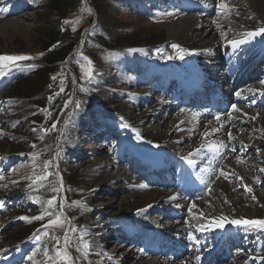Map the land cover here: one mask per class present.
<instances>
[{"label": "rangeland", "instance_id": "1", "mask_svg": "<svg viewBox=\"0 0 264 264\" xmlns=\"http://www.w3.org/2000/svg\"><path fill=\"white\" fill-rule=\"evenodd\" d=\"M219 2L64 0L67 10L60 14L46 8L47 0H0V55L34 57L0 76V264H45L44 251L54 255L53 237L63 248L66 229L73 264H138L165 257L184 262L221 251L216 248L222 235L199 230L200 222L220 215L228 218L226 225L241 218L264 220V34L245 39L247 32L264 26V0H224L228 8L222 11ZM189 16L198 25L183 39L172 38L174 25ZM52 30L66 32L60 44L68 49L36 90L41 72H48L46 52L60 46L47 41ZM126 38L130 44L121 43ZM183 40L214 41L216 50L201 73L181 76L176 71L198 54ZM229 40L245 42L233 47ZM83 57L91 61V79ZM216 72L227 74L225 86L218 85L231 99L225 114L230 127L214 150V160L193 157L202 163L192 167L184 148L193 141L184 137L179 143L166 136L180 113H197L207 124L216 119L207 106L199 104L200 111L184 106L181 93L202 84L201 97L204 86H214L206 82ZM41 96L47 99L44 106ZM147 149L159 156L145 154ZM45 162L50 175L33 183L35 175H43ZM180 174L189 182L184 187L202 193L182 196L176 188ZM147 189L178 192L186 211L194 204L203 214L190 222L166 208L138 212ZM53 196L57 199L49 205ZM45 210L53 216L21 219ZM55 214L65 223L42 227ZM226 233L230 248L215 264H264V228L236 224ZM81 235L89 242L86 252ZM153 240L159 243L147 250ZM175 241H188L184 256L172 255Z\"/></svg>", "mask_w": 264, "mask_h": 264}, {"label": "bare ground", "instance_id": "2", "mask_svg": "<svg viewBox=\"0 0 264 264\" xmlns=\"http://www.w3.org/2000/svg\"><path fill=\"white\" fill-rule=\"evenodd\" d=\"M197 25H198L197 18H195L194 16H189L186 19L179 20L174 25L173 31L171 30L172 34H173L172 38L173 37H177L179 39H183L184 36L186 34H188L189 32H191V30L193 28H195V26H197ZM174 32H175V34H174ZM183 42L185 43V45H188V46L190 45V47H193V49L196 50L198 52V54L197 55L195 54L193 57L189 58L188 61H185V63L182 66L180 65L179 68L176 69V71L177 72L179 71V74H181V76H186L188 74H191L193 70H197L199 73H201L203 67H206V66L209 65L210 58L208 56L210 55V53H214L212 51L216 50L215 47H214L215 43L213 44L214 41L213 42L212 41L203 42V44H201L200 42H191V43H189V41H185V40H183ZM192 53L193 52H191V54ZM179 61H180V59H179ZM217 64H215V66H217ZM211 72H209V73H211ZM224 74L221 73V72L214 73V75L212 77L213 80L210 81L211 79L210 80L208 79V82H206L207 83L206 85L207 86H212V85L216 84L217 85L216 86V89H217L216 91H220L221 92L223 90H226L224 87H221V89H220V86L218 85L219 82H222L223 86H225V81L224 80H225L227 74L226 75H224ZM202 77H203V75H202ZM201 89H203L202 88V84L200 86H194L193 90L190 91V92H187L183 99L188 101L193 96V99L195 100V97L200 96V93H201L200 90ZM228 94H230V93H228ZM198 105H199V103H194V105H192L193 107H196V111H200L199 108L197 107ZM211 111H212V113L215 116H217V114L220 115V120L219 121H217L215 119L213 122H210V123L207 124L205 121H203V118H202L203 116L199 117V116L195 115L197 113H195V114L192 113V115L190 114V112H188V113L187 112L180 113L179 115H177L175 117L173 130H170L172 132H170L166 136L167 138H169V137L173 138V140H176L179 143L182 141V139L184 137H188V139H191L193 141L192 144L189 147H185L184 148L185 149V153H186L185 156L187 157V159H185V160L187 162H189V164H191L192 167H195L196 165H199V163L205 162L206 159H209L211 162L214 160V159H212L213 154L215 153L214 150L218 149L217 147L219 146V143L222 141L223 132L230 127V123L228 122L229 120H227L228 118L225 115H222L220 113L215 114V112L213 110H211ZM242 116H243V114H242ZM212 128H217V129H219V131L211 133V135H209L208 137H204L203 133L205 131L211 132ZM175 130H178V133H176ZM187 130H188V132H187ZM173 132H174V134H173ZM201 144H212L213 146L212 147H201ZM197 149H199V151H196ZM157 150H159V149H157ZM149 151L150 150L147 149L145 154L146 153L148 154ZM181 151H183V150H181ZM150 152H151L152 155H155L154 157H158L159 156L158 152H153V151H150ZM159 152H160V150H159ZM193 157H200L201 160L204 159V161L200 162L201 160L200 161L197 160L199 158L195 159ZM223 158L224 157H222V159ZM155 160H157V159H155ZM157 163H159V161ZM200 165H202V164H200ZM204 166H206V165H204ZM197 168H198V166H197ZM207 175L204 178H208ZM187 181L188 180L184 176H182L181 180L179 182V185H181L182 187H184V185H189V182H187ZM139 185H142V184H138L137 187H139ZM147 190H149V189H147ZM142 196H143V199H142L141 203L139 204V209L143 208L145 210L146 208L152 207V208H158V209L161 210V208L162 209L166 208L169 212H171L173 214H180V215H182V217H184V216L187 217V218L189 217L190 220H191V218H196V217L201 216L203 214L202 207H199V205H195V207L191 206V208L189 209V212L186 211L185 207H186L187 204H186L185 200H183V201L181 200V199H184V198H182V196L180 194H178V192H173V191L166 192V190H165V192L160 191V190H149V191L145 192L144 194L142 192ZM169 197H174V199H169ZM149 205H150V207H149ZM220 217H224L225 218L224 226L222 228H208V227H205L204 230H208V231L213 232L214 234H217V235L221 234L222 235V240H228V235L229 234L226 233V230H228L229 228H232L236 224L230 223L231 221H229V223L226 225L225 223L228 220V218L226 216H221L220 215L218 218H215V219H219ZM195 221H197V219ZM211 221L212 220L206 221V222H200V225L201 224L207 225ZM190 222H192V220ZM194 223H196V222H194ZM197 224H198V221H197ZM223 228H226V229L224 230ZM216 247H218V246H216ZM219 250H221V249H219ZM134 251H135L134 252V254H135L136 250H134ZM153 251H154V249H153ZM217 251H218V249H217ZM211 252L213 253L214 251H209L207 253H211ZM130 253H132V251ZM211 255H214V254H211ZM165 258L145 260L144 263H143V260H139L138 264H200V261H201L200 258L196 259V260L195 259L192 260V258L191 259L187 258L184 262H182V261L178 262V261L173 260L172 258L171 259L170 258L169 259H165ZM202 258H203V256H202ZM134 264H137V261H135Z\"/></svg>", "mask_w": 264, "mask_h": 264}, {"label": "snow or ice", "instance_id": "3", "mask_svg": "<svg viewBox=\"0 0 264 264\" xmlns=\"http://www.w3.org/2000/svg\"><path fill=\"white\" fill-rule=\"evenodd\" d=\"M218 11H222L228 8V5L224 2V0H220V2L217 5ZM86 11H91L90 9H86ZM78 22V21H77ZM65 23H68V21H65ZM261 34H264V26L257 28L254 31H249L246 33L245 39L254 37V36H259ZM245 40H229L227 41L228 44H231L233 47H236L242 43H244ZM173 48H179L178 45H172ZM129 51L135 52V51H142V49H129ZM185 50H181V52H183ZM41 55H43L41 53ZM181 59H183V55H181L180 57ZM30 59H34V57H30V56H25V55H0V76H3L5 74V72L9 69H11L12 67H17L18 62L22 61V60H30ZM83 59L87 62L88 67L85 71V75L88 79L92 78V67H91V61L88 60L87 57H83ZM30 67H34V65H30ZM82 68H84V65H81ZM52 79H56V77H52ZM261 84H264V80L260 81ZM60 91H63V88L60 89ZM58 94V93H57ZM236 95H240V93H236ZM51 99V97H50ZM68 101H65V106H67ZM76 108H79V103L76 104ZM232 109L235 111H239V109L237 108V106L235 104L232 105ZM229 119H231V114H229ZM216 120L219 121L220 120V115L217 114L216 116ZM67 123V121L65 122ZM126 126V125H125ZM56 128V124L53 123L52 125V129ZM45 131H48V129H46ZM219 131V129L217 128H212L211 132L209 131H205L203 133L204 137H208L209 135H211V133L217 132ZM139 135V134H138ZM231 135V134H229ZM212 144H201V147H212ZM33 147H35V145H33ZM196 151H199V149H197ZM187 159V157H186ZM191 162V161H190ZM48 168V162H45L44 164V173L43 175H35V178L33 179V183H36L38 181H44L48 178V176L50 175V173L47 171ZM261 171H264V169H261ZM0 179H4V177L0 176ZM13 183H15V181H13ZM43 186V185H41ZM139 187H147V185H139ZM249 191H251V189H248ZM54 192H58L60 191V189L54 188L53 189ZM255 198V197H253ZM57 197L53 196L51 197L47 203L49 205H52L55 201H56ZM169 199H174V197H169ZM60 206H61V211L63 210V201H60ZM150 207V205H149ZM193 207H195V205H193ZM144 209H138V212H143ZM45 216H53L52 213H49L47 210L43 211L40 215L34 216V217H21V219L24 220H43ZM224 222H225V218L224 217H220L219 219H213L209 224L204 225L201 224L199 225V230L203 231L205 229V227L208 228H222L224 226ZM65 223L63 217L61 214H55L54 218H50L47 221V224L42 225V227H44L45 229L53 227V226H62ZM231 223L233 224H237V225H244V226H249V227H260V228H264V220H247L244 218H241L239 220H232ZM72 231H76L75 228L71 229ZM67 229L65 230V236H64V247L61 248L60 247V242L56 237H53V239L56 241V244L54 245V255L50 256L48 250L44 251V258H45V264H48V261L51 262V264H73V259L70 255V253L68 252L67 248H68V244H69V237L67 235ZM45 235H50V233L45 232ZM190 239H195L194 236H190ZM37 239H39V236H37ZM80 239V244L81 247L85 250V252L88 250L89 248V242L84 239V236L81 235L79 237ZM79 251V249H78ZM30 260H32V257H29ZM197 259H199V257H197ZM33 264H36L35 261H33Z\"/></svg>", "mask_w": 264, "mask_h": 264}, {"label": "trees", "instance_id": "4", "mask_svg": "<svg viewBox=\"0 0 264 264\" xmlns=\"http://www.w3.org/2000/svg\"><path fill=\"white\" fill-rule=\"evenodd\" d=\"M46 5H47L46 8H48V10L51 12H58L60 14H64V12L67 10V7H66L67 4L64 3V0H47ZM64 33H65V35H63ZM65 36H66V32L61 33V32H58L56 30H52V31L48 32V34H47V41L51 44L56 43V42H58L60 44L61 40ZM130 41H131L130 38H126L121 43L122 44H130ZM67 49H68L67 47H65V46L63 47V45L60 44V46L56 47L53 51H51V52L47 51L46 52V54H48V58L44 62L45 63L44 67L48 68V72L46 73V70H43V72H41L42 74L39 77L40 79L38 81V83H40V84H38V86H36L37 87L36 90L41 88V85L43 82L44 83L46 82V80H47L46 74H49L53 71V69L50 68L51 65L54 64L55 62L62 60L66 54ZM43 86H45V84ZM42 88H44V87H42ZM41 98H42V96H41ZM46 100H47L46 97L44 98V100L42 98V100H41L42 106L45 105ZM53 101H55V100H53ZM55 107H58V105H55ZM56 111H59V110L57 108H55V113H56ZM49 137L52 140L53 134L50 133Z\"/></svg>", "mask_w": 264, "mask_h": 264}]
</instances>
